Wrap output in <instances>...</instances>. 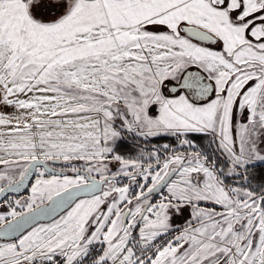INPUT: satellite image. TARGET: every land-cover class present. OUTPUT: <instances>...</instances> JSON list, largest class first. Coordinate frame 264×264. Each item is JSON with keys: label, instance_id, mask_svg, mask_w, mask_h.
<instances>
[{"label": "snow or ice", "instance_id": "snow-or-ice-1", "mask_svg": "<svg viewBox=\"0 0 264 264\" xmlns=\"http://www.w3.org/2000/svg\"><path fill=\"white\" fill-rule=\"evenodd\" d=\"M0 264H264V0H0Z\"/></svg>", "mask_w": 264, "mask_h": 264}]
</instances>
